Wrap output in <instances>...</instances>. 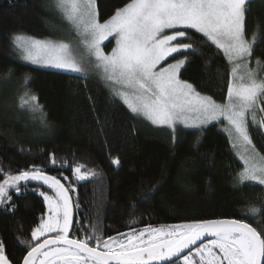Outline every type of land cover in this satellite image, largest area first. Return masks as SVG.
<instances>
[{
  "label": "trees",
  "instance_id": "obj_1",
  "mask_svg": "<svg viewBox=\"0 0 264 264\" xmlns=\"http://www.w3.org/2000/svg\"><path fill=\"white\" fill-rule=\"evenodd\" d=\"M127 2L96 0L99 21ZM53 13L44 0H0V182L6 173L15 175L35 166L66 186L71 183L75 191H69L73 205L69 236H93L92 246L95 235L121 238L122 233L147 226L216 219L241 220L264 233V189L239 181L240 164L217 125L175 131L155 127L112 98L97 79L16 59L11 35L50 38L48 21L55 20ZM246 32L249 39L254 33L257 37L252 63L264 61V0H249ZM195 36L198 50L180 78L201 95L224 103L230 66L214 45L200 43L203 38ZM33 95L42 108L41 112L37 108L40 123L24 114L34 111V102L28 100ZM251 137L264 154V130L252 129ZM112 159H119V166ZM81 163L85 171L93 169L97 175L76 181L72 168ZM22 186L19 192L10 189L11 200L0 204V242L11 264H21L36 243L31 233L45 213L43 198Z\"/></svg>",
  "mask_w": 264,
  "mask_h": 264
},
{
  "label": "snow or ice",
  "instance_id": "obj_2",
  "mask_svg": "<svg viewBox=\"0 0 264 264\" xmlns=\"http://www.w3.org/2000/svg\"><path fill=\"white\" fill-rule=\"evenodd\" d=\"M248 3L128 0L101 23L96 0H55L56 8L80 37L79 46L24 34H14L12 40L24 60L73 73H84L83 65L93 64L90 58H94L93 66L102 73L113 94L132 114L153 125L175 131L177 124L200 127L225 121L230 142L243 163L239 180L264 185V154L257 151L249 124L250 119L251 127L264 130V76L260 74L264 72V61L258 58L257 68L249 66L257 37L254 33L247 38ZM196 33L203 38L200 43L215 45L231 66L222 104L201 95L180 78L189 57L198 50ZM109 37L115 39L116 46L106 53L103 45ZM169 58L174 62H168ZM30 100L35 102L37 97L33 95ZM111 162L120 164L119 159ZM56 163L53 156L52 164ZM85 167L81 163L72 168L76 181L97 175L93 169L85 171ZM21 181L41 182L54 193H39L47 205V218L32 231L36 243L23 257V264H264V233L237 219L147 226L122 233L121 238L95 235L92 246L89 242L93 236H69L73 225L69 191H75L71 183L66 186L35 166L15 175L6 173L0 182V204L11 200L10 189L19 192ZM206 238L211 239L204 242ZM0 264H11L2 242Z\"/></svg>",
  "mask_w": 264,
  "mask_h": 264
},
{
  "label": "rangeland",
  "instance_id": "obj_3",
  "mask_svg": "<svg viewBox=\"0 0 264 264\" xmlns=\"http://www.w3.org/2000/svg\"><path fill=\"white\" fill-rule=\"evenodd\" d=\"M44 5L48 9V11H50V12H51V10H53V12L55 11V14L53 13V16H55V20L52 19V20L48 21V24H49L51 32L53 33L52 34L53 36H51L50 38H45V39H50V40H53V41H63V42H66V43H69V44L73 45L74 47L79 46L80 37L77 36V33H76L75 29L64 18L62 12L56 8L55 0H44ZM103 22H101V23H103ZM13 35L14 34L11 35V45H12L13 53L16 56L17 60H19L21 62H24V63H26L28 65L34 66L36 68L44 69V70H51V71H55V72L65 73V74H71V75H77V76H83V77H91V78L97 79L106 88L107 92L109 93V95L112 98L118 100L119 102H121L124 105V103L119 99V97H117V96H115L113 94L111 88L109 87V84L103 78L102 73L99 70L95 69V67L93 66L94 65V58H90V59H93V64L85 63L83 65L84 68H85V72L84 73H73V72H70V71H67V70L57 69V68L51 67L50 65H45V64H42V63L34 64V63L26 61V60H24L22 58V54H21L20 50L17 49L16 46L14 45V43H13V40H12ZM45 39H41V40H45ZM115 46H116L115 45V39L112 38V37H109V40L104 42V45H103L104 51L106 53H110L112 48H114ZM80 50L83 51L82 46H80ZM172 62H174V61H172ZM249 66L251 68H257V64L256 63H252L251 60H250ZM230 72H231V66H230ZM260 74L262 76H264L263 72L260 73ZM6 83L7 84H11V83L14 84L12 81H9V82H6ZM23 85L24 84L22 82L20 87H23ZM28 100L31 101L30 100V96H29ZM124 106L126 107V105H124ZM32 108H33L34 111H27V112L23 111L24 114L29 118V120H33V121L36 120L37 122L40 123L41 122L40 112H41L42 108L38 104H36L35 102H34ZM37 108H39L40 112L37 110ZM138 117L143 118L142 116H138ZM146 121L149 122L150 124H152L150 121H148V120H146ZM249 124H250V135H251L252 134V129H258V128L251 127V120L250 119H249ZM209 125H217L218 126V130L227 137L228 142H229V144H230V146L232 148V151H233L238 163L240 164L241 169L239 170V172L242 171L243 163H242V161H241V159L239 157L238 150L236 148H234L232 146V143L230 142V137H229L228 131L226 130V122L225 121H223V120L212 121V122L208 123L207 125H202L200 127H191V126L186 127L184 124H177L175 126V129L176 128H180V127L185 128V129H199V128H203V127H206V126H209ZM153 126L160 127V128H167V129L173 130L172 128H168L166 126H163V127L156 126V125H153ZM255 147H256L257 151L260 152V150L257 148L256 145H255ZM238 179H239V176H238ZM245 182L258 185V186H260V187H262L264 189V185H259L256 182H252V181H245ZM22 185H25V188H30L31 190H34L37 194H39L41 191H44V192L48 193L49 195H54V193H52V191L49 188H47L46 185H43L41 182H38V181H27V182L21 181L20 184H19L20 190L23 189ZM44 205H45V213H44V216H43L42 219H46L47 218V205H46L45 201H44ZM40 223H41V221H40ZM40 223H39V225H40ZM52 235H54V234H52V233L49 234V236H52ZM41 238H44V237H41Z\"/></svg>",
  "mask_w": 264,
  "mask_h": 264
},
{
  "label": "water",
  "instance_id": "obj_4",
  "mask_svg": "<svg viewBox=\"0 0 264 264\" xmlns=\"http://www.w3.org/2000/svg\"><path fill=\"white\" fill-rule=\"evenodd\" d=\"M226 95H227V93H226ZM207 239H211V238H206L204 242H206ZM199 243H200V242H198V244H199ZM194 247H196V246H193V248H194ZM186 251H187V250H186ZM21 264H23V260H22V263H21Z\"/></svg>",
  "mask_w": 264,
  "mask_h": 264
}]
</instances>
